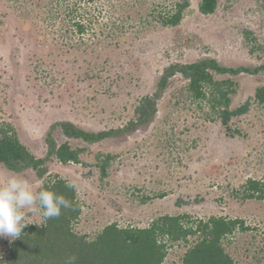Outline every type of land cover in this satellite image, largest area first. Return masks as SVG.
<instances>
[{
	"label": "rangeland",
	"instance_id": "obj_1",
	"mask_svg": "<svg viewBox=\"0 0 264 264\" xmlns=\"http://www.w3.org/2000/svg\"><path fill=\"white\" fill-rule=\"evenodd\" d=\"M79 1L78 14L94 17L93 31L83 36L70 27L72 0H0V124H12L38 157L47 153L55 122L90 131L125 126L172 63L204 57L231 67L264 63L263 0H219L211 14L201 13V0H189L177 26L162 25L158 16L180 0ZM215 77L235 82L231 109L249 102L228 125L206 101L191 98L178 74L150 125L95 143L56 130L59 144L83 149L86 164L53 157L40 179L33 169L17 173L0 163V183L13 175L37 191L46 181L77 183L80 209L71 228L87 240L110 224L145 228L165 215L182 216L194 229L210 217L239 218L247 228L238 224L222 237L223 248L237 264H264V198L247 197L249 180H264V106L254 97L264 71ZM100 154L113 155L104 177ZM27 220L45 223L42 210L28 212ZM198 239L193 233L165 242L162 264H182ZM12 241L0 237L3 260Z\"/></svg>",
	"mask_w": 264,
	"mask_h": 264
},
{
	"label": "trees",
	"instance_id": "obj_2",
	"mask_svg": "<svg viewBox=\"0 0 264 264\" xmlns=\"http://www.w3.org/2000/svg\"><path fill=\"white\" fill-rule=\"evenodd\" d=\"M89 2L91 0H84ZM219 0H201L199 10L203 14L214 13ZM60 3V2H57ZM189 0L177 1L173 7L160 12L158 21L164 26H177L183 19ZM81 2L72 0L68 14L70 27L79 36L93 31L94 17L86 18L78 14ZM264 12V0L262 4ZM87 13V12H86ZM95 31V30H94ZM264 71V63L256 66L237 67L222 65L216 58L204 57L199 60L172 63L164 68L156 82L153 93L143 97L136 108V116L125 126L102 131H90L81 128L69 120H62L50 126L46 137L47 153L36 156L20 139L17 130L9 122L0 124V163L11 171L21 173L29 169L37 172L38 178L45 179L48 162L56 157L61 163H84L80 159L82 148H74L69 140L59 144L54 132L59 130L68 139H81L95 143L109 137L135 132L150 125L158 112V103L168 89L172 78L180 74L187 83V91L194 101H206L211 114L217 115L224 125L239 114L246 113L249 102L231 109V94L235 91V82L231 79H216V74L239 75L241 73L258 74ZM255 100L264 106V84L255 90ZM104 157V158H101ZM99 169L102 176L108 174L112 154H100ZM66 180L46 181L41 188L55 191L70 201L71 207L62 208L57 218L45 220L46 226L28 224L22 236L10 244L8 257L0 264H65L66 258L76 256V264H162L167 255L165 242L186 239L198 234L197 242L188 248L182 264H237L221 244L222 237L233 233L238 224L247 227L244 221L225 217H210L200 220L194 229L186 226L182 216L165 215L155 220L150 227L122 228L116 224L106 226L94 239L87 240L72 231L71 221L78 216L79 206L75 203V191L66 186ZM247 197L264 198V180L250 179L247 183Z\"/></svg>",
	"mask_w": 264,
	"mask_h": 264
},
{
	"label": "clouds",
	"instance_id": "obj_3",
	"mask_svg": "<svg viewBox=\"0 0 264 264\" xmlns=\"http://www.w3.org/2000/svg\"><path fill=\"white\" fill-rule=\"evenodd\" d=\"M66 186L80 191V186L75 182H66ZM69 207L71 203L63 195L43 188L34 190L27 178L10 176L6 182L0 183V237L13 240L21 237L23 229L33 223L27 220L28 212L36 214L42 210L44 220H48L59 217L61 209ZM36 224L46 226L44 223ZM76 260V256H70L66 258L65 264H76Z\"/></svg>",
	"mask_w": 264,
	"mask_h": 264
}]
</instances>
